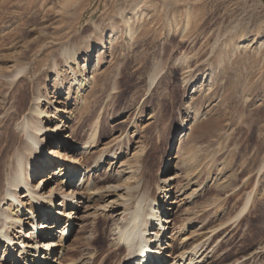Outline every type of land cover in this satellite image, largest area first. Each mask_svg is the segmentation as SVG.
Listing matches in <instances>:
<instances>
[{
    "label": "rangeland",
    "instance_id": "obj_1",
    "mask_svg": "<svg viewBox=\"0 0 264 264\" xmlns=\"http://www.w3.org/2000/svg\"><path fill=\"white\" fill-rule=\"evenodd\" d=\"M21 77L30 94L39 86L49 98L41 117L52 130L66 112L82 110L66 137L50 138L46 148L61 151L70 164L85 158L92 168L101 165L84 190L81 176L67 184L65 171L32 173L30 180L46 192L40 201L53 209L46 214L59 220L49 232L55 240L49 252L33 253L25 235L34 201L20 191L24 227L14 239L28 241L26 251L15 245L17 256L29 257L28 264L89 262L91 254L83 256L89 239L109 238L122 218L117 195L124 190H108L132 182L127 177L137 166L146 180L154 172L158 185L174 187L164 209V219H174L164 222L170 228L161 238L168 240L161 251L166 264H185L180 255L191 259L195 246L200 253L193 264H264V147L258 150L264 144V0H0V100ZM86 141L87 149H76ZM56 186L69 195L77 190L74 202L48 193ZM162 191L154 188L153 195L163 197ZM250 193L253 203L238 219ZM114 199L118 204L105 206ZM17 205L4 208L16 212ZM69 218L63 240L59 232ZM35 220L39 227L45 222ZM0 245L1 262L6 246Z\"/></svg>",
    "mask_w": 264,
    "mask_h": 264
},
{
    "label": "bare ground",
    "instance_id": "obj_2",
    "mask_svg": "<svg viewBox=\"0 0 264 264\" xmlns=\"http://www.w3.org/2000/svg\"><path fill=\"white\" fill-rule=\"evenodd\" d=\"M130 18L131 17H129L126 22L129 25L128 31L131 34L133 32V28L131 26ZM72 55L74 54H69L70 57H72ZM23 68L24 67H21L19 70L21 73ZM156 76L157 74L153 79H155ZM83 83L84 81L79 83V86L77 87L78 90L83 87ZM4 92L5 89H0V96L4 94ZM43 99L48 100L49 98L42 93L41 88L39 86L33 87V91L30 94L29 82L26 81L24 77H21L16 83H14V86L11 88L9 94L7 96H2L0 100V243L3 242L2 239H5L6 242V249L0 262L1 264H16L18 262H21V264L29 263V257H26L25 259V257L20 258V256H17L15 245L18 243L21 244L23 246V250H25L27 246L26 242L28 240L31 241L28 243L30 244L28 246L34 247L36 251H33V253L37 254L40 248L43 247H47L44 248L43 251L50 250V247L54 244L53 242H55L54 234L49 232L53 230L55 223H58L59 218L55 219L54 217H49V215L46 214L48 212V208L53 210L50 205L43 204L42 201H40V198H45L46 192L39 191L38 188L40 185L36 188L37 185L33 183L32 179L30 180L31 177L34 178L32 173L37 171L34 174V176H36L41 171H38V167H42L43 169L52 168L53 171H55L53 176H56L59 173L62 175L64 171L67 174L69 173L67 176L70 177L66 180L67 184L73 183L72 180L74 178L81 176L80 178H82V180L78 189L84 190L90 176L93 174L94 168L99 170L101 165V163L98 162L97 165L92 168L87 164V160L85 158L79 163L72 162V164H70L67 160H62L64 158L60 157L62 155L61 151L58 150L54 154V152H50V150L46 148L48 143L50 144V138H58L60 140L66 137V134L64 133L65 130H68L71 127V122L75 116H81L82 110H76L78 109V107H76L74 110L72 109L71 111L66 112L65 118L60 119V116H57V118L59 117L58 119H60L59 122H64L61 126L57 125L58 127L56 126V128L52 130V127H48L46 124L44 125V121L41 117V114L46 113V110L42 107ZM80 100L81 97H77V106L80 105ZM63 127L64 129H62ZM185 129H188V127L182 128V131ZM54 131H56L58 135H54V133H56ZM57 142L60 145L61 142ZM87 143L89 142L86 141L85 143H82L84 146H80L81 148L78 146L76 149H87ZM263 147L264 144L258 145V150L260 151ZM115 153L112 155H117ZM51 154L54 155L53 158H55L57 162L61 160L63 163L60 164L53 161ZM136 154L138 155L137 152ZM102 155L103 153L100 155L101 158ZM138 160L142 161L140 158ZM102 168L100 169L101 171L103 170ZM258 168L260 167L258 166ZM67 169H69V172ZM140 170V167L136 166V168L130 171L131 173L130 176L127 177V180L129 181V178H134V182L132 181L133 183H115V185L109 188L108 191L112 193L124 190L123 193L121 192V194L119 193L117 195V198H121L118 203L123 204V209L118 212V215L122 218H119V221L113 226V233L111 231L109 238L104 237V234H102L99 238L93 237L89 239L88 244L86 245V252L83 256L91 254V258H88L90 260L86 264H96L100 259H102L101 264H133L131 259L139 256H143L145 260L153 255H155L156 258H161V251L166 248L164 244L168 241L167 239H161L163 238L162 234L165 233V228L169 227L166 225V227H164V222L165 224H172L174 221V219H169L172 217L163 219L165 214V202L167 198H170L171 191L169 190L174 187L171 186L169 188H165V186L158 185V181L153 180L154 172L150 173L149 179L146 180L143 169L141 171ZM245 170H247V168ZM46 177L48 178L49 176ZM42 178H45V176ZM171 178L172 176L167 179H163V182L166 183ZM39 180H37L36 183L40 184ZM98 186L99 183L91 189H99ZM57 187L58 186L50 188L48 193H53L54 196L62 195L66 201L74 202L77 190L74 194L69 195L66 191L61 190L62 188L57 189ZM154 188H158V190L164 189L162 192L166 195L163 197L154 196ZM22 190L26 191L22 197L24 196L27 198L30 196V199L32 198L34 201L32 207L29 209L30 212L27 213V215H31L30 220L32 221V230L29 231V234L25 235V238H29L26 242H17V239H14V233L19 228L22 229L24 227V224L22 223L24 219L21 213L25 204L20 200V191ZM79 193H81V191H79ZM88 197H91V195ZM246 200L247 201L243 208L238 214H236L238 219L244 216L243 214L249 209V207H251L253 203V194L251 195L250 193ZM9 201H12V204H19L17 205L18 207L20 206L18 211L11 212L4 208L6 204L8 205ZM115 201L116 199L108 202L105 206L109 207L108 205L110 204H112V206L113 204H118ZM49 202L52 203L53 198L49 199L48 203ZM35 204H37L38 207ZM171 204H174V202H171ZM175 208L170 207L167 210L172 211L173 209L175 210ZM66 213L70 216L72 215L69 211L64 212V214ZM158 213H161V218L158 219L159 224L161 222L162 225L160 227L159 224H156L159 225V227L154 232L150 230V226L152 227V221L159 215ZM56 214L64 215L61 210H56ZM35 219H37V221L45 219V222L42 221V227L40 226L41 228L39 227L38 222L36 227ZM69 221L70 220H68L67 225L69 224ZM67 225L63 230L66 231ZM127 225L128 227L126 228ZM12 227L14 228V231H12ZM35 228L39 230V233L34 238L33 234ZM65 231L60 232L64 233ZM48 233L49 235H47ZM106 241H108V244ZM154 243L158 244L154 246ZM122 251H124L123 255ZM199 251L200 249L197 250L195 246L191 252H194L193 255L197 256V253H200ZM193 255L191 259L190 255H186V252H183L180 256H182V260L185 261V264L186 262H188V264H193ZM42 257L45 259V256ZM80 258L82 259L83 257ZM113 258H116L115 262L112 261ZM47 259L48 258H46V260ZM49 260L51 259L49 258ZM37 263L38 262L36 261V264Z\"/></svg>",
    "mask_w": 264,
    "mask_h": 264
}]
</instances>
